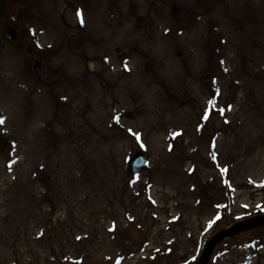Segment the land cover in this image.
I'll return each instance as SVG.
<instances>
[{"label":"rangeland","instance_id":"374dc122","mask_svg":"<svg viewBox=\"0 0 264 264\" xmlns=\"http://www.w3.org/2000/svg\"><path fill=\"white\" fill-rule=\"evenodd\" d=\"M79 4L16 0L18 48L0 24V264H191L264 215V0ZM208 264H264V225Z\"/></svg>","mask_w":264,"mask_h":264},{"label":"water","instance_id":"95a60500","mask_svg":"<svg viewBox=\"0 0 264 264\" xmlns=\"http://www.w3.org/2000/svg\"><path fill=\"white\" fill-rule=\"evenodd\" d=\"M9 4V0H0V20L2 22V26L4 29L5 36L8 40L13 42L14 44H17V37L18 33L16 28L9 23L5 19V12L7 5ZM175 14V13H174ZM7 147V142L5 139L0 137V152L2 151L3 148ZM145 166V159L141 153L136 154L130 164H129V173L130 175H134L137 171H139L141 168ZM264 222V217L263 218H258V219H253L251 221H248L246 223L240 224L235 226L234 228L227 229V230H222L218 232L206 245L205 251L201 257V259L196 263V264H206L211 253L213 250L214 245L224 238L227 235H232L235 234L241 230L250 228L254 225H258Z\"/></svg>","mask_w":264,"mask_h":264},{"label":"snow or ice","instance_id":"6c2138e0","mask_svg":"<svg viewBox=\"0 0 264 264\" xmlns=\"http://www.w3.org/2000/svg\"><path fill=\"white\" fill-rule=\"evenodd\" d=\"M77 15L80 16L81 14L77 13ZM81 22H83V21L81 20ZM3 123H4V121L2 119H0V124H3Z\"/></svg>","mask_w":264,"mask_h":264}]
</instances>
